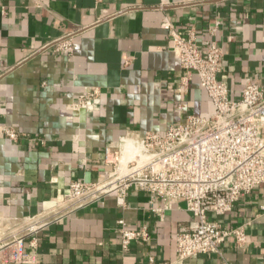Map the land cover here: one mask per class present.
<instances>
[{
    "label": "crops",
    "instance_id": "obj_1",
    "mask_svg": "<svg viewBox=\"0 0 264 264\" xmlns=\"http://www.w3.org/2000/svg\"><path fill=\"white\" fill-rule=\"evenodd\" d=\"M160 2L0 0V124L27 134L16 141L0 135V227L10 226L0 228V264H264V184L242 194L227 216L208 214L228 227L243 226V244L229 236L218 252L180 261L175 230L192 219L181 201L163 219L153 211L163 201L143 190L129 192L123 204L110 193L45 214L72 180L94 181L109 169L103 149L116 148L124 134L163 133L188 114L214 112L194 73L182 89L165 18L183 36L193 30L201 51L219 21L214 38L229 98H239L247 77L264 88V0ZM73 30L70 54L42 48ZM89 87L100 91L97 107L72 110L71 101ZM34 218L47 223L24 232ZM119 219L146 226L149 240L123 250Z\"/></svg>",
    "mask_w": 264,
    "mask_h": 264
},
{
    "label": "built area",
    "instance_id": "obj_2",
    "mask_svg": "<svg viewBox=\"0 0 264 264\" xmlns=\"http://www.w3.org/2000/svg\"><path fill=\"white\" fill-rule=\"evenodd\" d=\"M160 1L166 4V0ZM161 24L168 30L171 49L183 72L182 89L187 90L194 73L211 99L214 112L207 117L188 114L183 122L170 125L163 133L147 130L124 134L116 148L103 149V162L109 169L94 181L72 180L57 201V208L45 214L60 215L110 193L123 204L129 192L143 190L163 201L162 207L153 209L163 219L165 210L181 201L192 219L178 224L175 230L174 251L180 261L218 252L229 236L239 245L246 241L243 226L228 227L209 219L208 214L227 216L242 194L264 184V88L247 77L239 98H229L228 85L220 76L222 51L214 38L219 21L208 29L213 37L207 40L205 51L199 49L193 30L183 36L166 18ZM76 32H65L42 48L70 54ZM99 96L98 88H86L70 107L74 111L94 110ZM0 135L12 141L27 136L7 124H0ZM36 143L43 145L44 140ZM30 222L28 231L47 223L37 218ZM117 231L123 250L132 242L150 238L146 226L134 228L123 219L117 221ZM149 261L154 260L149 257Z\"/></svg>",
    "mask_w": 264,
    "mask_h": 264
},
{
    "label": "rangeland",
    "instance_id": "obj_3",
    "mask_svg": "<svg viewBox=\"0 0 264 264\" xmlns=\"http://www.w3.org/2000/svg\"><path fill=\"white\" fill-rule=\"evenodd\" d=\"M31 222H27V223H25V225H23V231L24 232H27L28 230L26 229V228H29L30 226H31V224H30ZM8 227H10L9 225H7V224H4V225H2L0 228H8ZM4 233V231L3 230H0V235H1V233ZM10 236V237H9ZM8 237H7V239L6 240H10V239H12L13 238V236L12 235H9ZM1 237V236H0ZM1 239V238H0Z\"/></svg>",
    "mask_w": 264,
    "mask_h": 264
},
{
    "label": "bare ground",
    "instance_id": "obj_4",
    "mask_svg": "<svg viewBox=\"0 0 264 264\" xmlns=\"http://www.w3.org/2000/svg\"><path fill=\"white\" fill-rule=\"evenodd\" d=\"M26 220V219H25ZM5 222V221H4Z\"/></svg>",
    "mask_w": 264,
    "mask_h": 264
}]
</instances>
